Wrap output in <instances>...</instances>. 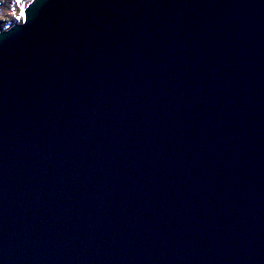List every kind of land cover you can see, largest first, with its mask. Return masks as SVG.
<instances>
[{"label": "water", "instance_id": "1", "mask_svg": "<svg viewBox=\"0 0 264 264\" xmlns=\"http://www.w3.org/2000/svg\"><path fill=\"white\" fill-rule=\"evenodd\" d=\"M0 33V264H264V0H33Z\"/></svg>", "mask_w": 264, "mask_h": 264}, {"label": "rangeland", "instance_id": "2", "mask_svg": "<svg viewBox=\"0 0 264 264\" xmlns=\"http://www.w3.org/2000/svg\"><path fill=\"white\" fill-rule=\"evenodd\" d=\"M33 0H20L17 4L16 0H0V33L9 30L15 25H20L24 21V17L20 16V8L24 10L31 4Z\"/></svg>", "mask_w": 264, "mask_h": 264}, {"label": "snow or ice", "instance_id": "3", "mask_svg": "<svg viewBox=\"0 0 264 264\" xmlns=\"http://www.w3.org/2000/svg\"><path fill=\"white\" fill-rule=\"evenodd\" d=\"M16 3L19 4L20 0H16ZM19 11H20V16H23L25 14V10L23 7H21Z\"/></svg>", "mask_w": 264, "mask_h": 264}]
</instances>
